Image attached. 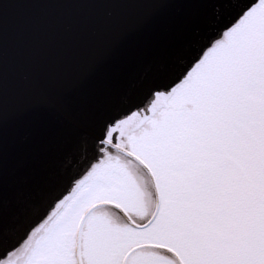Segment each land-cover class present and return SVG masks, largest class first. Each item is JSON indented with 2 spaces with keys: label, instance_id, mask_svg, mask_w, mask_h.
<instances>
[{
  "label": "snow or ice",
  "instance_id": "snow-or-ice-1",
  "mask_svg": "<svg viewBox=\"0 0 264 264\" xmlns=\"http://www.w3.org/2000/svg\"><path fill=\"white\" fill-rule=\"evenodd\" d=\"M68 2L153 6L114 44L152 33L155 6L210 17L123 102H70L74 150L28 188L5 166L0 73V264H264V0Z\"/></svg>",
  "mask_w": 264,
  "mask_h": 264
},
{
  "label": "water",
  "instance_id": "water-1",
  "mask_svg": "<svg viewBox=\"0 0 264 264\" xmlns=\"http://www.w3.org/2000/svg\"><path fill=\"white\" fill-rule=\"evenodd\" d=\"M0 32V73L4 99L6 170L14 169L20 188L42 183L75 147L64 137L62 112L70 102L102 97L123 102L140 88L150 65L164 61L192 26L210 17L209 9L161 11L150 34L118 44L134 13L151 5L10 0ZM179 25V27L177 26ZM30 126L42 130L30 151L20 145Z\"/></svg>",
  "mask_w": 264,
  "mask_h": 264
}]
</instances>
